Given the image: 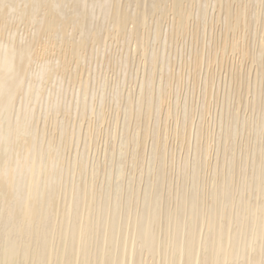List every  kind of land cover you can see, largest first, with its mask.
I'll use <instances>...</instances> for the list:
<instances>
[{"label": "bare ground", "instance_id": "6f19581e", "mask_svg": "<svg viewBox=\"0 0 264 264\" xmlns=\"http://www.w3.org/2000/svg\"><path fill=\"white\" fill-rule=\"evenodd\" d=\"M0 264H264V0H0Z\"/></svg>", "mask_w": 264, "mask_h": 264}, {"label": "rangeland", "instance_id": "374dc122", "mask_svg": "<svg viewBox=\"0 0 264 264\" xmlns=\"http://www.w3.org/2000/svg\"><path fill=\"white\" fill-rule=\"evenodd\" d=\"M215 28H217V27H215ZM215 32H217V29L215 30ZM227 62H228V60H227ZM227 62H226V64H225L226 66L222 68V73L220 72L221 70L218 69L217 67L214 68V66H213L212 68H214V69H212V68L210 69V68H209V69H210V72H213L214 74H216L218 84H219V82L221 83V81H222V84H225V82H226V79H225V78H226V73H227V76H228V74H230V72H231V69L235 70V68H237V66L240 65V62H238V59H236V60L234 61L235 63L233 64V66L230 64V62H228V63H227ZM236 64H237V66H236ZM244 64H245V63H244ZM228 66H229V67H228ZM231 66H232L233 68H231ZM216 68H217V69H216ZM229 68H231V69H229ZM204 69H206V68L204 67ZM211 70H213V71H211ZM219 70H220V71H219ZM227 70H228L229 72H228ZM233 70H232V71H233ZM218 71H219L220 74L218 73ZM202 72L204 73V74H203V76H204L206 70H203V68H202ZM217 73H218L220 76H219ZM108 77H109V78H108ZM108 77H107V78H108V80H109L110 82L112 81V79L115 78V76L113 75V72H110V74H108ZM201 77H202V73H201ZM218 78H219V79H218ZM224 80H225V81H224ZM228 84H229V83H228ZM187 85H188V84H186V86H184L185 89L183 88V89L181 90L182 95H183V94L189 89L190 86L188 87ZM129 86H130V85L127 84V89H129ZM223 86H224V85H223ZM125 88H126V86H125ZM227 91H229V88L227 89ZM239 91L241 92L242 89H239ZM223 92H224V89L222 90L221 95H223ZM198 94H200V93H198ZM197 96H198V95L196 94L195 97H194V99H195V101H197V103H198V102H199L198 100L200 99V98H199L200 95H199L198 97H197ZM181 98H182V97H181ZM197 99H198V100H197ZM212 105H213V106H212ZM214 107H215V108H214ZM216 108H217V104H215V103L211 104V112H212V114H213L214 117H215V115H216V113H215V109H216ZM216 110H217V109H216ZM214 113H215V114H214ZM207 117H210V115H207ZM210 119H212V117H210ZM99 146H101V144H100ZM176 151L178 152V154H179V153L184 154V151H180V150H176ZM176 151H175V152H176ZM177 152H176V153H177ZM178 154H175V155H177V156H176L177 158H178V156L180 155V154H179V155H178ZM180 156H181V155H180ZM180 156H179V157H180ZM178 160H179V159H178Z\"/></svg>", "mask_w": 264, "mask_h": 264}]
</instances>
